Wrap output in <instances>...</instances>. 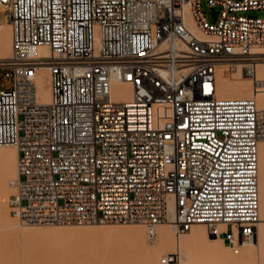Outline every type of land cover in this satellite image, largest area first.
<instances>
[{"label":"built area","instance_id":"built-area-1","mask_svg":"<svg viewBox=\"0 0 264 264\" xmlns=\"http://www.w3.org/2000/svg\"><path fill=\"white\" fill-rule=\"evenodd\" d=\"M207 2L214 20L203 0H0L12 29L11 56L0 59L13 81L0 83V145L18 149L14 218L142 222L150 241L162 223H205L237 253L254 239L264 108L255 96H219L217 67L256 70L264 16L246 12L264 0ZM42 45L50 56L38 55ZM115 83L132 95L116 99Z\"/></svg>","mask_w":264,"mask_h":264},{"label":"rangeland","instance_id":"rangeland-1","mask_svg":"<svg viewBox=\"0 0 264 264\" xmlns=\"http://www.w3.org/2000/svg\"><path fill=\"white\" fill-rule=\"evenodd\" d=\"M203 7L209 19L214 20L207 0H203ZM246 14L264 16V9L251 10ZM9 39L12 42L11 26L5 7L0 4V59L11 56L12 48L5 55L2 53ZM261 66L264 67V58L257 60L256 69ZM240 70L246 79L251 80L248 77L253 75L247 74L243 67ZM217 80L220 86V76ZM0 83L6 89L12 88L10 69H0ZM233 96L237 97H224ZM251 96H255L254 93ZM12 174L0 176V264H147L145 256L158 246L161 228L170 227L169 223L161 224L157 238L150 241L146 236V226L139 222L22 224L9 213L8 198L13 191L9 180L13 178ZM128 227L143 228L142 242L134 241L131 237L116 236L115 231ZM195 227H191V232ZM257 228L255 237L259 234L260 243L246 245L237 253L231 247L224 246L226 242L221 238L216 242L210 241L207 225H202V231L196 233L192 242L186 245L177 240L180 233L176 228L170 227L174 243L170 249L155 255V264H264V220ZM170 252H177L178 258L162 262V258Z\"/></svg>","mask_w":264,"mask_h":264},{"label":"bare ground","instance_id":"bare-ground-1","mask_svg":"<svg viewBox=\"0 0 264 264\" xmlns=\"http://www.w3.org/2000/svg\"><path fill=\"white\" fill-rule=\"evenodd\" d=\"M191 26L198 34L202 35V33L199 31L197 27L194 26V24H192ZM11 37H12V29H11ZM11 48H12V42H11V39H9V43L7 47H5L2 52L3 55H5L9 50H11ZM37 53L38 55H42V56L43 55L50 56L51 54L49 47L45 45L39 46ZM242 67L243 65L240 62H226V63H221L218 65L217 77L220 76V86H218V95L223 96V97L230 96V95H237V97H246V96L248 97V96H251V93H254V95L256 96L258 100V104L260 108H264V67L261 66L257 68L253 73H251L250 75H253V76L248 77V78H251V80L246 79L247 77H245L242 73H240L242 71L240 70ZM236 73H238V75ZM36 81H37V90H38L39 100L43 103L49 102L51 99V85H50V76H49L48 66H43L40 69ZM131 95H132V89L129 86V84H123V83L114 84L113 96L116 99H126V98H129ZM156 107L160 114L162 112H165L167 115L171 114V108L169 105H157ZM0 146H1L0 147V176L1 178L8 176L10 173H13L12 174L13 178L17 177L18 175L17 173V157H18L17 147L15 145H10V144H3ZM259 155H260L259 156V161H260V221L258 222L257 227L264 220V166H263L264 140L261 141L260 143ZM11 179L9 180V186L13 190V187L11 185ZM9 213H10V208H9ZM132 223H135V222H132ZM139 223H142V222H139ZM166 223H169L170 227L176 228L173 222L170 221ZM22 224H38V223H22ZM193 225H196V227L191 232V227ZM193 225L188 229L190 231H187V230L178 231L176 228V230L180 233L177 240H179L182 243H185V245L191 243L196 233L202 231V225H206V224L205 223H195ZM170 227L164 226L161 228V235L158 241V246L155 249L148 252L145 256V261L147 264H155V259H154L155 255L158 254L162 250L168 249L174 243L171 237ZM183 232H186V233L182 234ZM115 234L116 236H121V237H131L134 239V241L136 240V241L142 242L144 230L141 227H128V228H122V229L115 231ZM146 236H147V230H146ZM157 236H158V233H157ZM220 238L221 237H217L215 235L210 234V232L208 234V239L210 241L216 242ZM256 243H260L259 234H257V236L252 241H250V243L247 244V246L255 245ZM223 245L228 246L227 243ZM172 254H174L175 256L171 257L169 260L175 261L178 258L177 252H170V254L168 255L171 256Z\"/></svg>","mask_w":264,"mask_h":264},{"label":"water","instance_id":"water-1","mask_svg":"<svg viewBox=\"0 0 264 264\" xmlns=\"http://www.w3.org/2000/svg\"><path fill=\"white\" fill-rule=\"evenodd\" d=\"M216 14H217V12L215 11V12H214V16H216Z\"/></svg>","mask_w":264,"mask_h":264}]
</instances>
